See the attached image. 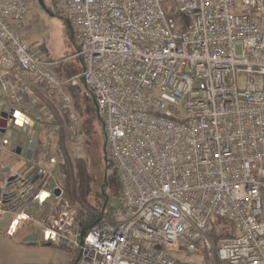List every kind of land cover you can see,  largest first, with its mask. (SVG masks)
Wrapping results in <instances>:
<instances>
[{
	"label": "built area",
	"instance_id": "1",
	"mask_svg": "<svg viewBox=\"0 0 264 264\" xmlns=\"http://www.w3.org/2000/svg\"><path fill=\"white\" fill-rule=\"evenodd\" d=\"M54 8L72 31L70 59L80 61L77 78L102 123L118 201L81 238L76 209L48 189L50 175L11 150L2 152L24 166L5 175L14 179L0 187L3 211L59 202L62 215L43 224L42 239L65 240L79 264H264V0H55ZM28 14L26 0H0V120L18 127L24 102L43 87L78 125L64 90L73 79L26 41ZM221 222L231 237H219Z\"/></svg>",
	"mask_w": 264,
	"mask_h": 264
},
{
	"label": "rangeland",
	"instance_id": "2",
	"mask_svg": "<svg viewBox=\"0 0 264 264\" xmlns=\"http://www.w3.org/2000/svg\"><path fill=\"white\" fill-rule=\"evenodd\" d=\"M26 1L29 14L20 31L30 46L39 47L38 49L42 51L43 58L52 64L51 69L57 76L64 81L73 79L72 83L65 85L64 90L73 102L78 125L70 124L67 117L59 109V106L49 97L43 87H38L34 96L24 102L25 105L23 106H26L27 109L24 108L22 113L31 112L32 116L27 115L36 124L34 132H36L37 154L34 157H36V164L39 163L47 175H50L48 189L53 188V186L57 187L63 193L62 200L66 201L74 209L75 207L65 197L63 183L66 173V162L57 154L58 136L55 134L56 131L63 128L64 132H66L67 151L70 159L83 160L88 164L89 171L94 177L93 186L96 190L103 178L111 176L114 169H110L108 174H106L105 172L107 171L103 167V161L107 158L104 130L102 123L97 117L91 95L82 80L77 78L80 74L78 60L70 59L75 51L71 29L69 35L64 20L60 17H55L59 13L56 12L55 4H52V0H43L45 7L49 8L50 13L46 8H41L37 0ZM46 103L50 107L52 106L54 112L48 108ZM1 122V127H10L6 121ZM52 157L55 158L53 164H51ZM105 194L111 197L109 204L105 203L107 207L115 208L119 196H117V191L115 190L113 195H111L110 190L107 189ZM92 202L94 203L95 200H92ZM56 203L47 201L42 205L32 204L25 210V214H17L15 210L12 212V210H9L11 209L10 207L6 208L9 211H3V208L0 207V214L6 212L13 214L14 222H16L14 230L16 228L18 233H23L29 237L40 235L42 238L43 224L47 220L58 219L62 215L56 214L60 209V205ZM53 243L69 245L63 239H57ZM214 264L217 263L215 262Z\"/></svg>",
	"mask_w": 264,
	"mask_h": 264
},
{
	"label": "crops",
	"instance_id": "3",
	"mask_svg": "<svg viewBox=\"0 0 264 264\" xmlns=\"http://www.w3.org/2000/svg\"><path fill=\"white\" fill-rule=\"evenodd\" d=\"M38 89L34 91L37 92ZM1 99V97H0ZM25 105V104H23ZM26 106H22L24 112ZM28 111V110H27ZM25 116L24 122L18 124L17 127L3 128L0 126V141L7 139L9 146L0 150V166L8 163L7 167L11 166L13 170L20 164L22 166L18 169L21 170L24 163L17 162L13 156H9L2 151H14L16 156L28 162V165L36 164L37 142L34 132L35 122L28 117L32 113H23ZM3 115V109L0 105V117ZM9 128V130H7ZM31 141L35 142V147L31 160H26V154ZM16 171V172H18ZM13 214L4 213L0 214V264H79L78 252L67 244H55L53 242H44L40 235L26 236L23 233H18L17 229L14 230ZM11 225V227H10ZM185 261L194 262L195 259L189 256H183Z\"/></svg>",
	"mask_w": 264,
	"mask_h": 264
},
{
	"label": "trees",
	"instance_id": "4",
	"mask_svg": "<svg viewBox=\"0 0 264 264\" xmlns=\"http://www.w3.org/2000/svg\"><path fill=\"white\" fill-rule=\"evenodd\" d=\"M52 4H55V0H52ZM48 9L47 11L50 13ZM55 17H60L64 20L65 25L67 26L68 34L70 35L71 32L66 18L59 14H56ZM73 55H75V51ZM73 60L78 59L74 58ZM78 63L80 65L81 72V63L79 60ZM46 105L54 112L52 106L50 107V105L47 103ZM1 125L2 122L0 120V126ZM55 134L58 136L57 154L66 162V173L63 183L65 197L76 209L75 226L79 231H88L94 225H97L102 220H109L112 216L114 208L107 207L111 197L105 193L107 189H109L111 195H113L115 190L117 191V196L119 195V184L117 181L116 172L113 170V174L111 176H107L105 179L103 178L101 184L96 190L93 186L94 177L89 171L88 164L79 159L71 160L68 156L67 136L66 132H64V129L60 128ZM103 167L104 170L107 171L105 172L106 174H108L109 170L113 168V165L108 157L104 159ZM92 200H95V202L93 203ZM105 203H107V205ZM220 226L222 228V233L219 235V237L228 238L232 236L233 230L231 224L228 222H222ZM216 263L224 264L221 262Z\"/></svg>",
	"mask_w": 264,
	"mask_h": 264
},
{
	"label": "water",
	"instance_id": "5",
	"mask_svg": "<svg viewBox=\"0 0 264 264\" xmlns=\"http://www.w3.org/2000/svg\"><path fill=\"white\" fill-rule=\"evenodd\" d=\"M37 3L39 4V6L41 8H43V9L46 8L43 0H37ZM3 128H5V126H3ZM35 137H36V134H35ZM34 147H35V142L34 141H31L30 144H29V148H28L27 154H26V160L27 161L31 160ZM16 154H19V152H17ZM15 163L11 164V166H13ZM7 165H8V163H5V164H3V165L0 166V187L3 184H9L14 179V176H9V177L5 178V175L9 172V170L11 168V166L7 167ZM21 166H22V164L18 165L13 170V172L15 173L16 171H18V169ZM0 193H1V190H0ZM54 193H55V195H58L59 194V191L56 190ZM85 234H86V232L84 230H82L81 233H80V237L83 238L85 236Z\"/></svg>",
	"mask_w": 264,
	"mask_h": 264
},
{
	"label": "bare ground",
	"instance_id": "6",
	"mask_svg": "<svg viewBox=\"0 0 264 264\" xmlns=\"http://www.w3.org/2000/svg\"><path fill=\"white\" fill-rule=\"evenodd\" d=\"M18 118H20V117L18 116ZM23 121H24V119L20 118V120L18 121V124H22Z\"/></svg>",
	"mask_w": 264,
	"mask_h": 264
}]
</instances>
